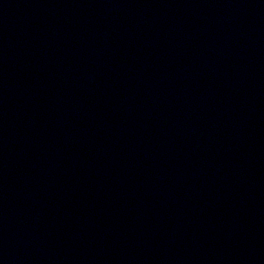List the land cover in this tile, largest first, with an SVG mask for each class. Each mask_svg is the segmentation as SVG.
Instances as JSON below:
<instances>
[{
	"label": "water",
	"instance_id": "1",
	"mask_svg": "<svg viewBox=\"0 0 264 264\" xmlns=\"http://www.w3.org/2000/svg\"><path fill=\"white\" fill-rule=\"evenodd\" d=\"M0 264H264V0H0Z\"/></svg>",
	"mask_w": 264,
	"mask_h": 264
}]
</instances>
